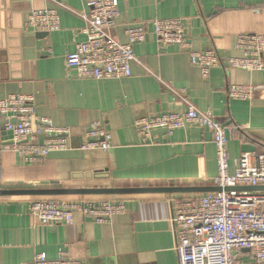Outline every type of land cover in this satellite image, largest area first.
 I'll list each match as a JSON object with an SVG mask.
<instances>
[{
	"label": "crops",
	"instance_id": "0c3cea01",
	"mask_svg": "<svg viewBox=\"0 0 264 264\" xmlns=\"http://www.w3.org/2000/svg\"><path fill=\"white\" fill-rule=\"evenodd\" d=\"M90 1L0 0V100L33 95L40 118L71 131L67 151L37 164L2 154L0 190L213 186L218 168L209 130L186 126L173 134L154 133V145L139 142L138 120L182 113L189 105L237 128L228 133L231 172L242 154H264V71L233 70L227 63L241 55L240 35L264 37V0H118L120 15L108 32L129 44L126 30L144 25L146 40L133 45L143 66L132 64L130 78L82 80L66 58L86 39L85 22L75 13H87ZM45 8L59 10L61 29L44 37L26 31L29 14ZM156 19L182 20L194 50H217L222 61L208 78L187 52L159 46ZM232 85L257 89L251 100L240 101L229 98ZM96 124L112 136L108 152L82 149L84 134ZM0 136L11 139L3 128ZM185 195L64 198L58 201L123 200L126 212L105 224L76 215L62 226L31 216L27 204L33 197H0V264H29L40 253L57 260L61 250L80 264H179L171 202Z\"/></svg>",
	"mask_w": 264,
	"mask_h": 264
},
{
	"label": "built area",
	"instance_id": "2783aa9c",
	"mask_svg": "<svg viewBox=\"0 0 264 264\" xmlns=\"http://www.w3.org/2000/svg\"><path fill=\"white\" fill-rule=\"evenodd\" d=\"M88 7L87 13H75L85 22L82 32L86 39L67 56L68 66L82 80L132 77V64L143 66L133 45L146 40V27L140 25L127 29L130 42L122 44L108 32L120 15L119 1L91 0ZM152 25L159 46H177L187 52L191 64L201 69L203 78H208L211 70L222 61L215 49H193L182 20L156 19ZM24 29L34 33L58 32L61 29L59 10L32 11ZM236 47L241 55L227 59L231 69L264 71L263 36L240 35ZM256 89L253 85H232L229 98L249 101ZM186 126H196L212 133L218 168L212 184L222 191L171 202L170 222L179 264H264V191H226L227 188L264 186V154H242L231 172L228 133H234L237 128L221 123L211 112H203L192 105L182 113L171 112L136 122L141 146L156 144L154 133L157 131L173 134ZM0 128L11 134L9 141L0 136V164L2 154L8 152L17 154L26 164H37L52 153L70 148V129L40 118L33 95L10 94L0 100ZM111 143V134L96 124L84 134L82 149L108 152ZM27 206L31 216L48 226L70 225L76 215L105 224L126 212L125 202L118 199L94 201L82 198L61 202L52 198H35ZM29 264H80V261L68 258L61 250L57 260H50L46 254L40 253Z\"/></svg>",
	"mask_w": 264,
	"mask_h": 264
},
{
	"label": "water",
	"instance_id": "95a60500",
	"mask_svg": "<svg viewBox=\"0 0 264 264\" xmlns=\"http://www.w3.org/2000/svg\"><path fill=\"white\" fill-rule=\"evenodd\" d=\"M44 37L46 33H38ZM16 123V121H14ZM164 131H157V133ZM264 191L261 187H235L227 188L226 191ZM222 191L221 188L213 186L201 187H177V188H81V189H52V190H0V197H56V196H123L132 194H206ZM248 252V250H244Z\"/></svg>",
	"mask_w": 264,
	"mask_h": 264
},
{
	"label": "rangeland",
	"instance_id": "374dc122",
	"mask_svg": "<svg viewBox=\"0 0 264 264\" xmlns=\"http://www.w3.org/2000/svg\"><path fill=\"white\" fill-rule=\"evenodd\" d=\"M191 196L196 197V196H200V194H186L185 195L186 198L191 197ZM33 198H52V197H33ZM64 198H72V197H68V196H56V197H53V199H56V200H62Z\"/></svg>",
	"mask_w": 264,
	"mask_h": 264
}]
</instances>
